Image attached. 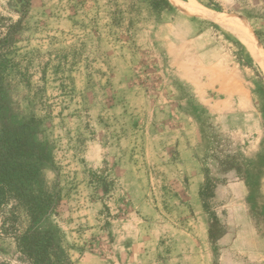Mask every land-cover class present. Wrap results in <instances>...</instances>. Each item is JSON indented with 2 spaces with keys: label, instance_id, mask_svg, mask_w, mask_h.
<instances>
[{
  "label": "rangeland",
  "instance_id": "374dc122",
  "mask_svg": "<svg viewBox=\"0 0 264 264\" xmlns=\"http://www.w3.org/2000/svg\"><path fill=\"white\" fill-rule=\"evenodd\" d=\"M195 1L264 60V0ZM195 1L0 0L9 119L36 121L41 227L74 264H264V69Z\"/></svg>",
  "mask_w": 264,
  "mask_h": 264
},
{
  "label": "trees",
  "instance_id": "16d2710c",
  "mask_svg": "<svg viewBox=\"0 0 264 264\" xmlns=\"http://www.w3.org/2000/svg\"><path fill=\"white\" fill-rule=\"evenodd\" d=\"M3 62L0 60V213L5 225L0 238L12 240L15 254L25 264H74L61 247L59 231L41 227L59 204L52 195L36 194L33 189L47 157L33 138L35 119L23 124L9 119Z\"/></svg>",
  "mask_w": 264,
  "mask_h": 264
},
{
  "label": "bare ground",
  "instance_id": "6f19581e",
  "mask_svg": "<svg viewBox=\"0 0 264 264\" xmlns=\"http://www.w3.org/2000/svg\"><path fill=\"white\" fill-rule=\"evenodd\" d=\"M195 1V0H194ZM187 3V2H186ZM185 10L194 13L195 15L202 16L204 18L215 21L229 28L232 32L242 37V39L247 43L252 53L257 58L256 60L263 66L264 60L262 57V46L258 39L253 37L252 29L247 21L241 16L235 14H226L224 12H219L201 5L199 2L190 3L184 6ZM255 36V35H254Z\"/></svg>",
  "mask_w": 264,
  "mask_h": 264
}]
</instances>
